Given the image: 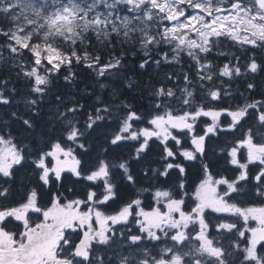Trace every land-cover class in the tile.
Masks as SVG:
<instances>
[{
    "label": "snow or ice",
    "instance_id": "obj_1",
    "mask_svg": "<svg viewBox=\"0 0 264 264\" xmlns=\"http://www.w3.org/2000/svg\"><path fill=\"white\" fill-rule=\"evenodd\" d=\"M0 264H264V0H0Z\"/></svg>",
    "mask_w": 264,
    "mask_h": 264
},
{
    "label": "trees",
    "instance_id": "obj_2",
    "mask_svg": "<svg viewBox=\"0 0 264 264\" xmlns=\"http://www.w3.org/2000/svg\"><path fill=\"white\" fill-rule=\"evenodd\" d=\"M149 71H151V69H149ZM82 75H83V74H82ZM138 78H139V77H138ZM143 79H145V80H146V79H147V77L145 76V77H143Z\"/></svg>",
    "mask_w": 264,
    "mask_h": 264
}]
</instances>
